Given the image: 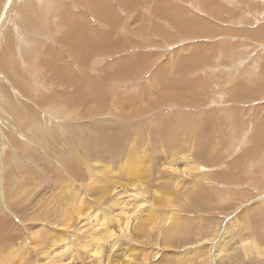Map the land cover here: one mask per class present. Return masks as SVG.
Instances as JSON below:
<instances>
[{"label": "rangeland", "instance_id": "1", "mask_svg": "<svg viewBox=\"0 0 264 264\" xmlns=\"http://www.w3.org/2000/svg\"><path fill=\"white\" fill-rule=\"evenodd\" d=\"M33 1L0 0V236L10 238L0 246V254H9L5 264H47L51 259L40 250L50 245L46 239L63 240L52 249L66 243L63 256L73 254L82 233L72 239L54 226L62 228L66 215L77 221L70 222L73 228L80 213L99 208L87 199L98 194L104 173L89 170L107 162L117 169L113 157L131 142L145 158L137 163L138 177L148 181L150 175L161 192L151 210L154 229L166 243L177 242L155 259L152 251L145 264H264V0ZM103 140L111 143L104 147ZM203 140L206 163L195 159L194 145ZM140 142L149 154L156 142H179L178 158L160 152L152 165ZM170 157L174 172L161 163ZM111 171L105 177L115 176ZM244 223L247 229L235 234ZM143 230L131 232L141 245L121 246L133 264H142L138 254L149 239L162 246L155 235L139 234ZM204 236L213 243L231 239L225 247L217 243L222 257H212L210 243L195 247ZM82 256L76 264H90Z\"/></svg>", "mask_w": 264, "mask_h": 264}, {"label": "bare ground", "instance_id": "2", "mask_svg": "<svg viewBox=\"0 0 264 264\" xmlns=\"http://www.w3.org/2000/svg\"><path fill=\"white\" fill-rule=\"evenodd\" d=\"M33 1V0H32ZM34 2V1H33ZM33 2L30 4L32 5ZM26 3V2H25ZM5 5V4H3ZM2 6V5H1ZM27 6V5H26ZM34 7V5H32ZM21 7V6H19ZM23 7V6H22ZM32 7V8H33ZM93 7V5H92ZM27 8V7H26ZM37 8V7H35ZM60 8V7H59ZM30 9V8H29ZM43 9V8H42ZM24 10V9H23ZM53 11V10H52ZM24 12V11H23ZM27 12V11H26ZM64 13V12H63ZM30 14V13H29ZM34 14V13H33ZM32 14V15H33ZM48 14V13H47ZM67 14V13H66ZM3 15V14H2ZM1 15V17H3ZM17 15V14H16ZM26 15V14H25ZM31 15V16H32ZM207 15H209L207 13ZM54 17V16H53ZM32 18V17H31ZM61 18V17H60ZM62 21V20H61ZM35 22V21H34ZM29 24V23H28ZM15 25V24H14ZM28 29V28H27ZM262 29V28H261ZM72 31V30H70ZM69 31V32H70ZM195 31V30H194ZM70 34V33H69ZM79 34V33H78ZM8 35V34H7ZM23 35V33H22ZM50 35V34H49ZM76 35V34H74ZM10 36V35H9ZM12 36V35H11ZM70 37H74L71 36ZM11 39V38H10ZM71 39V38H70ZM65 41V40H64ZM65 43V42H64ZM6 46V45H5ZM9 46V45H8ZM21 46V44H20ZM2 51V49H1ZM35 51V50H34ZM3 52V51H2ZM6 52V51H5ZM3 52V53H5ZM8 52V51H7ZM6 52V53H7ZM5 53V54H6ZM8 54V53H7ZM40 55V54H39ZM5 56V55H4ZM7 56V55H6ZM8 60V59H6ZM4 62V61H3ZM14 62V61H13ZM44 64V63H43ZM46 65V64H45ZM7 67V66H6ZM7 74H8V70H7ZM8 78V77H7ZM69 81V80H68ZM238 82V81H237ZM260 83V82H258ZM257 84V83H255ZM235 85V84H234ZM261 86V85H260ZM249 88V87H248ZM254 88V87H253ZM257 88V87H256ZM261 88V87H260ZM184 89V88H183ZM234 88H232L233 90ZM237 89V88H236ZM243 89V88H242ZM251 89V88H250ZM262 90V89H261ZM234 91V90H233ZM246 92V90H244ZM251 91V90H250ZM241 92V91H240ZM244 92V93H245ZM234 94V93H233ZM233 94L229 97L231 100L234 99ZM253 94V93H252ZM239 95V94H238ZM251 95V94H250ZM237 97V96H235ZM225 101V100H224ZM231 102V101H228ZM255 104V103H254ZM257 107V106H256ZM254 108V107H253ZM233 109V108H232ZM259 110V109H258ZM257 110V111H258ZM81 113V112H80ZM212 115V114H211ZM209 115V116H211ZM257 115V114H256ZM208 116V117H209ZM236 116V115H235ZM208 117L205 120L201 119V123H203V130L205 131V129H207L206 123L208 120ZM237 117V116H236ZM261 119V118H260ZM259 120V119H258ZM262 121V119H261ZM241 123V122H240ZM242 124V123H241ZM252 129V126H251ZM260 129V128H259ZM27 131V130H26ZM203 131V132H204ZM254 131V129H253ZM156 132V131H155ZM158 133V132H157ZM199 133V132H198ZM206 133V132H205ZM103 134V139L106 138L107 136V131L104 130L102 132ZM201 135V132L200 134ZM197 139V138H196ZM257 139L258 142H255V149H257L259 147V136L257 135ZM252 140V139H251ZM256 140V139H255ZM104 141V140H103ZM161 141V140H160ZM262 141V139H261ZM250 142V141H249ZM111 142H101V144L105 147L106 145L110 144ZM123 143V142H122ZM177 143L179 142H156V147L153 148V153L149 154L148 150H147V146L145 148V143L140 142V144L142 145V147L144 148V150L146 151V158L147 161L150 162L152 165H155L154 161L158 158L156 157L155 159V155H158L160 152L161 156L159 157H166L169 153H173V155L177 154V149L180 147L177 145ZM194 143V142H193ZM198 143V142H197ZM208 143V142H207ZM204 140L203 142H199V144H195V159H197L199 162L201 163H206L207 159H206V154L207 151L209 149V146ZM253 143V142H252ZM92 144V143H91ZM133 144V149H131ZM180 144V143H179ZM263 144V143H262ZM193 145V144H192ZM210 145V144H209ZM213 145V144H212ZM162 146L164 147V149H162ZM263 146V145H261ZM46 147V146H45ZM93 147V146H92ZM95 147V146H94ZM101 147V148H104ZM138 144L137 142H131V144L129 146H127V149L125 150V152L123 154H119V157H113V159L115 158V162H113L114 164L118 163V168L117 169H111V165L109 162H107V164L109 165H101L98 166L99 168L96 169V167L94 166V168H90L89 173H91V171H96V170H100L104 173V175H100V179H98V189L99 191L98 194L95 192L91 193V196L89 195L87 201L89 202V205H92L91 203H95L98 206H92L94 208L90 209L87 208V211L85 214L80 213L81 216V221L77 224L79 226H74L72 228V226H70V222L76 221L73 220L72 221V216H66L65 215V221H64V225H61L62 228H58V226H54L55 229H57V231H64V232H69L70 233V237H72V239H74L75 236H77V232L82 233L81 238H77L74 239L75 240V244H74V251L72 254V251L69 252L68 255L63 256L66 252L65 251H69V248L67 249L66 247V243H64V245L62 246V248L59 251H54L52 248L53 245H55L56 243H58V241H63L61 239H59L58 241H54L51 243L50 239H46L44 240L45 244H50L44 247H41V253L43 254L44 258H49L51 259L50 262H48L46 259L45 263L47 264H76V262L79 263L78 257L82 256V262L83 260H88V263L90 264H128L129 262L131 264L134 263V259L132 257L129 258L130 252L125 250V248H122L121 246H125L127 245L128 247L131 246V243H136L137 245H141L140 240H137L135 238L132 239L131 237V232L133 230H142L139 234L143 235L146 233H149L150 236L155 235L156 239L158 240L160 237H162V230L159 228L158 231L156 229H154L156 226V222H154L152 220V214H151V210L154 208L153 204L155 202V199H157V197L159 196V193H157L155 190L157 189H153V181L149 179L150 175H147L148 181L147 179H145V177H142L141 174L140 177H138V170H136L137 163H140L142 161H144L145 158H141L139 155H137V150H138ZM190 147V146H189ZM211 147V146H210ZM250 147V146H249ZM248 147V148H249ZM86 148V147H85ZM118 148V147H117ZM262 148V147H261ZM121 149V148H119ZM151 149V147H150ZM191 149V148H190ZM123 150V149H122ZM166 150V151H165ZM192 150L193 146H192ZM263 150V149H262ZM87 151V150H86ZM95 151V150H94ZM97 151V150H96ZM103 151V150H102ZM105 151H109V150H105ZM121 150H119L120 152ZM124 151V150H123ZM250 151V150H249ZM116 152V151H115ZM152 152V151H150ZM254 152V151H253ZM96 153V152H95ZM98 153V152H97ZM100 153V151H99ZM106 153V152H105ZM163 153V154H162ZM249 153V152H248ZM263 153V151H262ZM75 154V153H74ZM102 154V153H101ZM104 154V152H103ZM102 154V155H103ZM107 154V153H106ZM112 154V153H111ZM124 154H126V156H124ZM180 154H182V152H180ZM255 154V153H254ZM94 155V153H93ZM108 155V154H107ZM178 155V154H177ZM176 155V156H177ZM192 155V154H191ZM249 155V154H248ZM95 156V155H94ZM101 156V155H100ZM106 156V155H105ZM81 157V156H80ZM103 158V156H102ZM105 158V157H104ZM103 158V159H104ZM110 158V157H109ZM178 158V156H177ZM80 159V158H78ZM94 159H100L99 157L95 156ZM107 158H105L106 160ZM99 161V160H98ZM101 161V159H100ZM113 161V160H112ZM111 161V162H112ZM146 161V160H145ZM159 161L161 162V159H159ZM157 161V163L159 162ZM164 162H161L165 168L169 171V172H174L178 169V166L175 161V157H170L169 160L164 159ZM85 162V161H84ZM106 162V161H105ZM80 163V162H79ZM102 164V163H101ZM89 165V164H88ZM93 165V164H92ZM98 165V164H97ZM140 165V164H139ZM113 166V165H112ZM115 166V165H114ZM144 166V165H143ZM143 166H139L140 169H142ZM146 167V165L144 166V168ZM76 168V167H75ZM148 168V167H147ZM72 169V168H71ZM74 169V168H73ZM149 169V168H148ZM111 170H113L116 174L115 176L111 175L110 178H115V180H112L110 178H107L105 176H107L106 174L108 172H112ZM72 171V170H69ZM183 171V170H182ZM146 172V171H145ZM148 172V171H147ZM74 173V172H73ZM95 173V172H94ZM76 174V173H74ZM96 174V173H95ZM101 173H98V175ZM109 174V173H108ZM143 174V172H142ZM156 174V173H155ZM144 175V174H143ZM93 175L90 174V177H92ZM97 176V175H95ZM261 176V175H259ZM161 177V176H160ZM90 178V179H91ZM96 178V177H95ZM55 179V178H54ZM145 179V180H144ZM156 179V178H155ZM93 181V180H92ZM91 181V182H92ZM179 181V180H178ZM149 182L150 188L148 189V191H146L147 187L145 185L142 184H146ZM177 182V181H176ZM83 183V182H82ZM157 183V182H156ZM154 183V184H156ZM31 184V183H30ZM94 184V183H93ZM177 184V183H176ZM180 185V183H179ZM182 185V184H181ZM29 186V185H28ZM91 186V185H89ZM95 187V186H92ZM126 187V189H125ZM135 190H131V191H127V188H133ZM166 187V186H165ZM175 187V186H174ZM177 187V186H176ZM181 187V186H180ZM151 189V190H150ZM184 189V188H183ZM73 190V188H72ZM94 189L92 188V191ZM168 190V188H167ZM165 191L168 193V191ZM177 190V189H176ZM185 191V190H184ZM191 191V190H190ZM91 192V191H90ZM128 192V193H127ZM164 192L163 194V198L167 201H169V196L171 195H166ZM188 192V191H187ZM80 193V192H79ZM95 193V194H94ZM194 193V192H193ZM173 195V194H172ZM194 195V194H193ZM39 196V195H38ZM174 196V195H173ZM172 198V197H171ZM186 198V197H185ZM195 198V197H193ZM67 199V198H66ZM199 199V198H198ZM201 199V198H200ZM199 199V200H200ZM205 199V198H204ZM9 200V199H8ZM171 200V199H170ZM188 201H190L189 199H186ZM193 200V199H192ZM86 201V202H87ZM174 201V200H173ZM260 201V200H259ZM91 202V203H90ZM176 202V201H175ZM195 202V200H194ZM193 202V204H194ZM198 202V201H197ZM255 202V206L259 207L260 202L257 203V200L254 201ZM9 202H7L8 204ZM157 203V202H156ZM257 203V204H256ZM161 204V202H160ZM181 204V203H180ZM219 204V203H218ZM171 205V204H170ZM175 205H179L178 202ZM184 205V204H181ZM10 206V205H8ZM77 206V205H76ZM172 206V205H171ZM188 206V205H187ZM205 206V205H203ZM200 206V207H203ZM252 206V205H251ZM251 207L252 209H254V207ZM78 208H74L73 213L75 216L77 215V219H78V215L80 212V208L79 206H77ZM161 207V206H160ZM184 207V206H183ZM162 208V207H161ZM180 208V207H179ZM186 208V207H185ZM194 208V206H193ZM209 209V207H207ZM206 208V209H207ZM250 208V209H251ZM205 209V210H206ZM251 209V210H252ZM258 209V208H257ZM72 214V215H73ZM184 214V213H183ZM257 214V213H256ZM169 215V214H168ZM258 216V214H257ZM256 216V217H257ZM261 216V214L259 215ZM258 216V218H259ZM63 217V216H62ZM171 217V216H168ZM173 217V216H172ZM167 218V217H166ZM63 219V218H61ZM254 219V218H253ZM257 219V218H256ZM157 220V219H156ZM258 220V219H257ZM255 221V220H254ZM42 222V221H41ZM62 222V221H61ZM77 222V221H76ZM24 223V222H23ZM45 223V222H44ZM57 224V223H56ZM2 224H0L1 226ZM248 225V224H247ZM154 226V227H153ZM164 227V224L162 225ZM255 226V227H254ZM252 227V226H251ZM255 230H258V225H253L252 227ZM263 228V227H261ZM67 229V231H66ZM69 229H72L69 231ZM247 229L246 224L244 223L243 225L241 224L238 229L235 231V234H241L242 232H244ZM185 230H187V228H185ZM185 230H183L180 235L178 236V238L180 236H183ZM254 230V232H255ZM260 230V229H259ZM251 231V230H250ZM253 232V233H254ZM134 234H137L136 231H133ZM251 233V232H250ZM32 236H31V240L32 243L34 244V246L37 244V242H40V239L36 238V235L38 234V230L31 232ZM234 233H231L230 235H227L228 237H230L231 235H233ZM258 234V232L256 233ZM60 235V234H59ZM69 235V234H68ZM80 235V234H79ZM78 235V236H79ZM252 235V234H251ZM254 235V234H253ZM260 235V234H259ZM262 235V234H261ZM211 236V235H210ZM210 236H204V237H197V239H195V243H199L197 246V248H201L202 246L204 247L206 243H210L212 244L210 247V251L212 254V257L215 259L216 257H222L220 252H221V248L219 245H223L226 242L231 241L230 238L225 237L223 239H218L217 243H219V245L217 243H213L211 241H209ZM17 237V236H16ZM263 237V236H262ZM60 238L63 239L62 236H60ZM151 238V237H150ZM219 238V236H218ZM261 238V237H260ZM8 239L10 240V238L8 237H2L0 236V246H2L3 244L5 245L8 242ZM227 239V240H225ZM259 239V238H257ZM255 239V240H257ZM144 240V239H143ZM261 240V239H260ZM263 240V239H262ZM124 241V242H123ZM158 242H160L162 244V246H154L151 242V239H149V245L144 246V248H142L138 254V258L142 261V264H145L146 261L145 259L148 257V255L150 253H153L152 251H154L153 254H156V256L154 257L157 258V256L159 255V253L161 252V248L162 251L164 250V248H166L165 246H173L176 247L177 242L172 241L171 239L169 240L168 243H166V241L161 238L158 240ZM259 242V240L257 241V243ZM261 242V241H260ZM259 242V243H260ZM81 243V244H80ZM183 243H189V240H186ZM231 243V242H230ZM229 243V244H230ZM253 243V242H252ZM60 245V244H59ZM208 245V244H207ZM252 246V244H251ZM5 247V246H3ZM201 249H204V248ZM207 247V246H206ZM227 247V246H226ZM7 248V247H6ZM253 249V248H252ZM255 249V248H254ZM257 249V247H256ZM82 251V252H81ZM119 251H121L120 257H119ZM252 251V250H250ZM256 251V250H255ZM65 252V253H64ZM233 252L234 249H233ZM247 252V251H246ZM64 253V254H62ZM83 253V254H82ZM133 253V252H132ZM216 253V254H215ZM240 253V252H239ZM249 253V251H248ZM2 254V255H1ZM0 254V264H5L6 261L9 260V254H3L1 252ZM67 254V253H66ZM74 256L73 258L71 256ZM252 255V254H251ZM249 256V255H248ZM119 258V260L117 262L116 258ZM254 258V257H252ZM103 259V260H102ZM217 259V258H216ZM220 259V258H218ZM64 260V262H63ZM222 260V259H221ZM221 260L219 262V264L221 263ZM252 260V259H251ZM227 260H225L226 262ZM250 261V260H249ZM224 262V263H225ZM230 264V263H229Z\"/></svg>", "mask_w": 264, "mask_h": 264}]
</instances>
